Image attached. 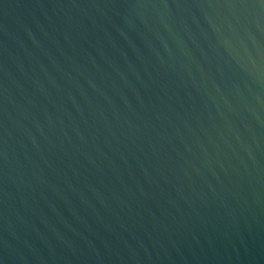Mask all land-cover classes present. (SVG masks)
<instances>
[{
    "label": "water",
    "instance_id": "95a60500",
    "mask_svg": "<svg viewBox=\"0 0 264 264\" xmlns=\"http://www.w3.org/2000/svg\"><path fill=\"white\" fill-rule=\"evenodd\" d=\"M0 264H264V0H0Z\"/></svg>",
    "mask_w": 264,
    "mask_h": 264
}]
</instances>
